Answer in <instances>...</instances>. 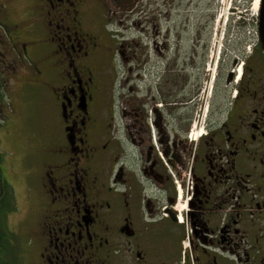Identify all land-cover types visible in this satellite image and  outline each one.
Segmentation results:
<instances>
[{
  "label": "flooded vegetation",
  "instance_id": "flooded-vegetation-1",
  "mask_svg": "<svg viewBox=\"0 0 264 264\" xmlns=\"http://www.w3.org/2000/svg\"><path fill=\"white\" fill-rule=\"evenodd\" d=\"M18 1L0 0V62L23 71L0 74V127L24 121L14 89L55 114L23 162L37 264H264V0H233L229 28L248 48L232 70L200 56L153 63L137 47L122 58L128 93L127 78L112 84L95 0H25L14 17ZM10 187L16 199L0 165V220Z\"/></svg>",
  "mask_w": 264,
  "mask_h": 264
},
{
  "label": "rangeland",
  "instance_id": "rangeland-1",
  "mask_svg": "<svg viewBox=\"0 0 264 264\" xmlns=\"http://www.w3.org/2000/svg\"><path fill=\"white\" fill-rule=\"evenodd\" d=\"M95 1L96 27L108 47L107 61L111 64L114 77L112 84L115 82L116 86L127 78L124 93L134 87V75L133 70L132 74L127 71L128 68L133 69L131 59L123 62L122 58L130 56L137 47L141 55L154 57L151 60L153 63L162 56H200L210 62L211 68L216 63L217 70L222 71L232 70L233 63L248 48L246 33L229 28V24L236 20L231 13L233 0H136L126 10L118 7V1L115 0ZM11 7L14 17H24L28 11L25 0L12 3ZM28 7L30 8L29 3ZM118 8L123 9V12L117 11ZM6 42L5 38L4 46H0V51L4 52L0 54V60L5 54L3 47H6ZM8 59L7 63L0 62V74L3 78L7 76L3 75L7 70L18 72L14 67L19 65H14L13 59ZM21 88L33 89L31 86ZM14 90L10 94L11 105L17 113L21 109L24 121L20 122L19 116L14 117V122L8 128L9 132L4 126L0 127V152L6 157L5 162L1 161L0 165L7 180L16 189L18 199L12 196L10 187L13 202L11 210L6 219L0 220V230H5L4 234L0 232V264H37L35 247H25L35 221V208L38 207H35L36 201L33 199L36 192H28L24 185L23 162L31 158L27 147L39 135L44 139L45 124L54 121L55 114L45 112L47 107L44 95L40 94L35 98L34 91L26 90L24 96L27 99H19L14 94L19 93L20 96V92ZM112 90L113 98L110 100L117 106L113 86ZM8 98L9 94L0 97L4 106L9 105ZM17 208L21 210L18 215H25V225L15 224V213L10 214Z\"/></svg>",
  "mask_w": 264,
  "mask_h": 264
},
{
  "label": "trees",
  "instance_id": "trees-1",
  "mask_svg": "<svg viewBox=\"0 0 264 264\" xmlns=\"http://www.w3.org/2000/svg\"><path fill=\"white\" fill-rule=\"evenodd\" d=\"M118 1V7H123L125 10L130 8L136 0H115ZM119 9V10H118ZM117 11L123 12V9L118 8Z\"/></svg>",
  "mask_w": 264,
  "mask_h": 264
},
{
  "label": "water",
  "instance_id": "water-1",
  "mask_svg": "<svg viewBox=\"0 0 264 264\" xmlns=\"http://www.w3.org/2000/svg\"><path fill=\"white\" fill-rule=\"evenodd\" d=\"M263 52H264V46H263Z\"/></svg>",
  "mask_w": 264,
  "mask_h": 264
}]
</instances>
